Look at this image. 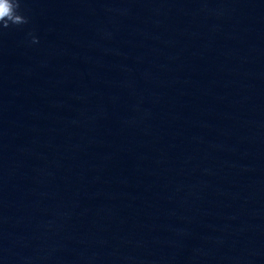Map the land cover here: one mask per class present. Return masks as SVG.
<instances>
[{"label":"water","instance_id":"water-1","mask_svg":"<svg viewBox=\"0 0 264 264\" xmlns=\"http://www.w3.org/2000/svg\"><path fill=\"white\" fill-rule=\"evenodd\" d=\"M20 11L0 30V264H264V0Z\"/></svg>","mask_w":264,"mask_h":264},{"label":"clouds","instance_id":"clouds-1","mask_svg":"<svg viewBox=\"0 0 264 264\" xmlns=\"http://www.w3.org/2000/svg\"><path fill=\"white\" fill-rule=\"evenodd\" d=\"M20 8L21 0H0V30L29 22V18L20 11ZM33 42H38V38L34 36Z\"/></svg>","mask_w":264,"mask_h":264}]
</instances>
